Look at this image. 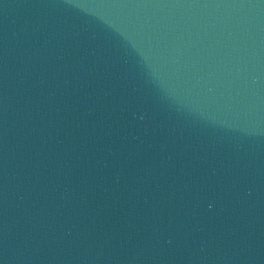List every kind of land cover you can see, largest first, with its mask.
Masks as SVG:
<instances>
[{
    "label": "water",
    "instance_id": "1",
    "mask_svg": "<svg viewBox=\"0 0 264 264\" xmlns=\"http://www.w3.org/2000/svg\"><path fill=\"white\" fill-rule=\"evenodd\" d=\"M0 264H264V0H0Z\"/></svg>",
    "mask_w": 264,
    "mask_h": 264
}]
</instances>
